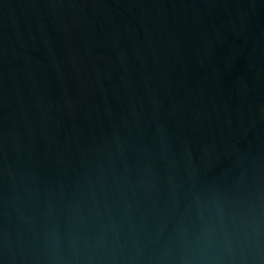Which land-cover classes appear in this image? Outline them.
Segmentation results:
<instances>
[{
	"label": "water",
	"instance_id": "water-1",
	"mask_svg": "<svg viewBox=\"0 0 264 264\" xmlns=\"http://www.w3.org/2000/svg\"><path fill=\"white\" fill-rule=\"evenodd\" d=\"M0 264H264V0H0Z\"/></svg>",
	"mask_w": 264,
	"mask_h": 264
}]
</instances>
